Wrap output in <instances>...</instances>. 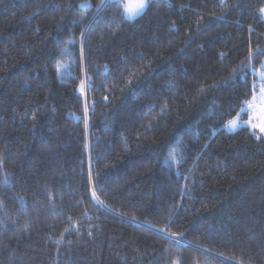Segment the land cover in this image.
<instances>
[{"label":"trees","instance_id":"1","mask_svg":"<svg viewBox=\"0 0 264 264\" xmlns=\"http://www.w3.org/2000/svg\"><path fill=\"white\" fill-rule=\"evenodd\" d=\"M99 3L0 0V264H264V137L225 129L264 55L212 87L264 50V0L120 2L81 36Z\"/></svg>","mask_w":264,"mask_h":264},{"label":"snow or ice","instance_id":"2","mask_svg":"<svg viewBox=\"0 0 264 264\" xmlns=\"http://www.w3.org/2000/svg\"><path fill=\"white\" fill-rule=\"evenodd\" d=\"M151 0H139V3L134 7V8H129L126 4L123 5L124 11L121 13L122 18L125 20H132L136 16H139L141 13L144 12V10L148 7L149 3ZM219 4L227 7L226 0H219ZM109 6H115L117 8L121 7L120 0H100V3L96 5V11L94 12L93 16L88 19V24L85 25V28L81 29V36L85 35V29L91 25L92 22H94L99 16L100 13L105 10ZM238 5H234L236 7ZM56 8H59L60 5L57 4L55 5ZM71 7V6H69ZM81 8H91V5L87 2L83 3L80 5ZM40 11L39 8L36 9L35 12L29 13L28 15L34 16ZM259 15L261 18V22H264V7L259 9ZM214 19H220V17H214ZM85 20V17L81 16L80 21L83 23ZM75 23V21H74ZM250 33L253 31L251 28L249 29ZM260 55H264V50L260 49L259 46L256 48H252L251 45L249 46L248 49V55H247V62H242L239 68H234L231 71V75L224 81H218L215 84L212 85V87H220L223 85H227L228 83H236L237 81L243 82L245 85H247V76L249 73H252L254 76L256 74V69L253 67V61L257 60ZM226 56V53H221V58H224ZM82 62H83V48H82ZM57 71L59 72L60 69L58 68ZM260 79L264 80V72L260 73ZM130 83V82H129ZM257 87V84L253 82L252 88L255 89ZM203 89H201L202 91ZM84 92V84L82 83L81 85V93L83 94ZM240 95L242 96H247L248 95V89L247 86L240 92ZM257 97L254 95L253 99L255 100ZM260 99L264 100V87H261L260 91ZM247 109H251L253 107L252 103H250L248 100H244L241 104L240 111L243 113ZM85 113H87V107H85ZM35 119V117H33ZM225 127H228L229 129H235L237 127H243V125H238L235 120L228 121L227 125ZM264 131V129H262ZM170 159L173 161L175 160V156L172 155L170 156ZM167 162V161H166ZM3 168V161L0 160V169ZM14 177V174L11 172L7 171H0V187L7 186V187H12V179ZM90 183H92L91 178H90ZM21 201L23 200V197L19 198ZM92 199L99 204L102 207L107 208L108 206L104 204L102 200L99 199V197L96 195V192L93 190L92 191ZM0 205H2V202H0ZM132 220H135V217H132ZM15 221H12V224L15 225ZM0 224H3V221H0ZM27 231V227L24 229ZM159 231L163 232V229H160ZM91 235V234H89ZM173 238L177 234L173 233L171 234Z\"/></svg>","mask_w":264,"mask_h":264},{"label":"crops","instance_id":"3","mask_svg":"<svg viewBox=\"0 0 264 264\" xmlns=\"http://www.w3.org/2000/svg\"><path fill=\"white\" fill-rule=\"evenodd\" d=\"M260 91L261 88L256 90L254 93V95L257 97L255 99L256 101L253 98L251 99L250 103H252L253 107L245 112L244 118L246 119L247 116L252 118L256 123V129L254 130L255 134L264 135V131H262V129H264V100L260 99ZM244 127L248 128L247 126ZM225 129L228 131V127H225Z\"/></svg>","mask_w":264,"mask_h":264},{"label":"rangeland","instance_id":"4","mask_svg":"<svg viewBox=\"0 0 264 264\" xmlns=\"http://www.w3.org/2000/svg\"><path fill=\"white\" fill-rule=\"evenodd\" d=\"M120 2H122V6L126 4L129 8H134L139 3V0H120ZM123 11H124V8H123ZM143 13H141L139 16H141ZM139 16H136L132 20H126V21L132 22L135 19H137ZM263 72H264V70H263ZM262 81L263 82H260V84L257 85V90L260 89L262 86L264 87V80H262ZM246 111H248L247 107H246ZM235 121L237 122L238 125H243V127L244 126H247L249 130H251L252 132L255 133L254 130L256 129V123L253 121L252 118H250V117L247 116L246 119H245L244 116H242V117H238L237 119H235ZM251 123H253V124H251ZM239 128H242V127H237L234 130L228 128V131L227 132L234 133V132L238 131ZM262 136L264 137V135H262Z\"/></svg>","mask_w":264,"mask_h":264},{"label":"bare ground","instance_id":"5","mask_svg":"<svg viewBox=\"0 0 264 264\" xmlns=\"http://www.w3.org/2000/svg\"><path fill=\"white\" fill-rule=\"evenodd\" d=\"M254 38H255V37H254ZM259 76H260V75H259ZM262 87H263V86H262ZM255 101H256V100H255ZM243 115H244V112H243V113L241 112V113L239 114V117H241V116H243ZM251 124H253V123H251ZM181 175H182V174H181ZM177 181H178V180H177Z\"/></svg>","mask_w":264,"mask_h":264}]
</instances>
